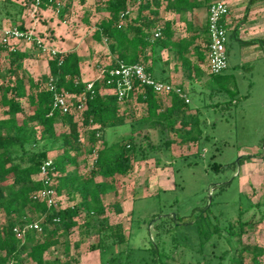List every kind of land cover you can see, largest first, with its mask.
<instances>
[{
  "label": "trees",
  "instance_id": "trees-1",
  "mask_svg": "<svg viewBox=\"0 0 264 264\" xmlns=\"http://www.w3.org/2000/svg\"><path fill=\"white\" fill-rule=\"evenodd\" d=\"M63 1L39 0L36 3L34 0L39 11L60 8ZM132 4L137 5L134 18L126 14ZM158 5V0H98L97 10H105L108 15L95 23L92 36L97 41L105 40L108 51L116 55V59L104 67L107 77L117 60L127 64L141 62L152 74L146 63V50L158 43L175 45L178 58L188 63L184 53L195 38L172 42L170 26L158 27ZM188 5L189 0L172 2V7L187 8ZM69 6L65 5L64 11ZM22 10L23 6L15 0H1L0 30L6 18H18ZM85 21L88 22L86 18ZM17 27L26 30L23 21ZM154 29H159L161 36L154 37L150 33ZM14 47L9 49L0 43V56L7 52L9 60L4 74L0 73V211L6 217L0 223V252L3 253L0 264H25L26 261L32 264H73L72 244L67 239L62 240L61 235L80 228L83 215V227L87 232L93 227L97 229V249L103 256L108 248L127 244L128 238L106 221L110 204H105L103 194L107 186L97 181V176L109 179V187L114 189L118 177L129 176L137 162L154 159L155 164L161 167L164 163L162 157H165L172 164L181 157L172 152L173 135L183 143H202L205 122L198 112L190 114L193 107L179 95L159 94L138 82L125 100L120 101L115 94V84L107 83L106 77L84 80L82 62L76 50L50 54L48 72L39 77L29 75L25 78L23 62L30 55L20 47ZM195 71L197 78L204 75L200 67H195ZM209 74L210 80L217 84L229 81L223 74ZM89 83L92 85L88 89ZM57 92L72 96V111L63 113L53 109ZM23 100L29 104L30 110L25 109ZM234 100L231 97L230 101ZM80 102L84 104L82 108L77 107ZM123 102L129 107L131 119L126 108L122 107ZM133 105L138 109L135 118L131 116ZM59 123L65 127L61 132L57 129ZM181 126L186 127L184 131L179 130ZM121 127L128 128L129 136L114 140L108 137V131L113 133ZM86 140L93 162L82 176L77 170L70 172L69 167L78 163ZM52 152H55L53 156ZM49 158H52L51 168L56 173L53 183L56 194L68 190L72 197L80 196L73 205L48 206L45 201L34 198L39 190L46 187L39 173ZM209 166L215 171L222 168L218 162ZM6 185H11L10 192L5 190ZM112 205L117 214L122 213L119 203ZM263 205L261 200L250 201L235 215H230L212 196L202 206L193 209L190 214L192 221L172 226L173 220L183 221L184 216H168L155 224L157 241L151 242L149 250L152 257L145 264H244L245 254L251 255L254 264H262L260 257L264 255V246L244 244L241 238L246 227L254 223V215L247 217V214ZM27 208L42 220L41 230L29 229L20 237L15 228H22L30 221L23 215ZM188 225L191 226L188 228ZM178 226H183L185 232L181 239L174 237L173 248L166 250L159 246L165 233ZM58 245L62 247L60 255L46 258V253ZM116 261L122 264L120 255L110 257L105 264Z\"/></svg>",
  "mask_w": 264,
  "mask_h": 264
},
{
  "label": "rangeland",
  "instance_id": "rangeland-1",
  "mask_svg": "<svg viewBox=\"0 0 264 264\" xmlns=\"http://www.w3.org/2000/svg\"><path fill=\"white\" fill-rule=\"evenodd\" d=\"M15 1L23 6L22 14L12 20L6 18L3 28L18 26L23 21L26 30L32 31L45 46L57 52L64 48L76 49L80 53L88 81L96 78L102 68L113 62L105 40L97 41L92 36L95 23L108 15L105 10H97L98 1L87 0L82 3L80 0H64L60 8L47 11H39L34 0ZM65 5H70L67 11H64ZM229 38V66L221 73L229 81L220 84L215 83V80L208 81L210 74L207 71L204 83L183 82L191 94L190 105L193 109L190 114L198 112L205 122L204 145L198 141L183 143L177 135H173L172 152L187 159L180 157L170 164L162 157L164 163L161 167L155 164L154 159L137 162L129 176L118 177L114 189H110L109 179L97 176V181L107 186L103 194L105 204H110L106 221L123 231L128 238L127 244L111 247L110 251L105 252L101 256L102 264L110 257L119 255L122 264H145L152 257L149 250L151 242L157 241L155 224L176 214L184 216V220H173L172 226L192 221L193 216L190 214L193 209L202 206L212 196L230 215H235L240 207L247 206L250 201L264 202V48L257 43V51L260 52L256 53L254 60L242 62L238 43L231 36ZM1 39L2 30L0 43ZM34 41H12L13 46L20 47L30 55L23 62L22 74L25 78L29 75L39 77L48 72L47 62L51 53L41 49ZM8 64V54L3 52L0 56V73L4 74ZM231 97L235 99L232 102ZM23 104L26 110H30L25 100ZM122 107L126 108L127 116L131 119L128 105L123 102ZM132 111L134 113L131 116L135 118L137 106L133 105ZM178 128L184 131L186 127ZM57 129L61 132L65 127L59 123ZM129 133L127 127H121L113 133L108 131L107 135L114 140L127 137ZM152 134L155 138V133ZM88 147L89 142L86 140L78 163L76 167H69L70 172L77 170L85 176L93 162ZM51 154L53 156L55 152ZM213 162L222 164L220 171L210 168L209 164ZM5 190L10 192L11 185H6ZM78 200L79 195L72 197L70 191L66 190L57 196V207L73 205ZM115 202L122 206L121 214H117L113 208ZM23 215L29 222L38 221L41 224L42 220L37 218L32 209H25ZM252 215L254 223L246 227L241 242L264 246V205L261 209H251L247 217ZM84 216L80 219V228H75L70 234H62L61 239L85 243L84 248L95 250L98 244L97 229L93 227L87 232L83 227ZM5 219V213L0 211V223ZM184 232L183 226L172 227L158 245L169 250L173 248L174 237L181 239ZM145 247L148 249L145 250ZM77 248L82 251L81 247ZM77 248L72 256L75 262L80 257ZM49 252L53 255V251ZM2 255L0 252V258ZM179 258L180 254L177 260ZM260 260L264 264V255ZM25 264L32 263L26 261ZM114 264L119 263L116 261ZM244 264H254L250 254L244 255Z\"/></svg>",
  "mask_w": 264,
  "mask_h": 264
},
{
  "label": "crops",
  "instance_id": "crops-1",
  "mask_svg": "<svg viewBox=\"0 0 264 264\" xmlns=\"http://www.w3.org/2000/svg\"><path fill=\"white\" fill-rule=\"evenodd\" d=\"M158 1L159 5L156 9L158 27L170 26L172 42H178L181 39L195 38L193 43L189 46L188 51L184 53L185 57L189 60L188 63H184L182 58H178V48L175 45L164 46L162 43H158L152 47H148L146 50V63L151 68L152 74L161 81L174 82L179 86L181 85L185 90L186 85L183 84V82L186 80L204 83L206 80L204 76L207 74H205V72L208 71L206 59L208 44L207 17L209 6L215 1H224L229 7V14L224 23L228 31V38L231 36V38H234L238 43L240 55L243 60L242 62L254 60V57L257 56L256 53L260 52L257 51V43L262 44L261 47L264 48V0H189L187 8L172 7V2L174 0ZM80 2L86 3L87 0L84 2L80 0ZM168 3H170L169 6ZM128 14L131 18L136 16V4H132L129 7ZM156 30L157 29H154L150 33L154 36ZM229 40L230 38L228 39L230 43ZM233 47L234 46L231 48L233 49ZM70 50L76 49H63V51ZM109 55L116 59V55L110 53V51ZM202 56H204V58ZM227 56L229 57L228 48ZM195 67H200L201 71L204 72L202 77L197 78ZM82 73L84 80L88 81L89 79L85 77V70L83 67ZM208 81H211L210 78ZM186 91L190 103L191 94L188 90ZM69 241L73 247L72 254L75 253V247L82 248V251L77 248V251L80 252V257H78V262H73V264H102L101 254L98 249L89 250L84 248L85 243ZM61 250L62 247L58 245L51 249L53 255L47 252L45 257L50 259L55 258L60 255ZM108 250L110 251L111 249L108 248L106 252Z\"/></svg>",
  "mask_w": 264,
  "mask_h": 264
},
{
  "label": "built area",
  "instance_id": "built-area-1",
  "mask_svg": "<svg viewBox=\"0 0 264 264\" xmlns=\"http://www.w3.org/2000/svg\"><path fill=\"white\" fill-rule=\"evenodd\" d=\"M36 3L39 0H35ZM128 12H126L127 14ZM229 14V7L224 1H215L210 4L207 17V33L208 44L206 49L207 69L211 74H221L228 66L227 43L228 31L225 26L226 17ZM161 36V31L157 29L154 32V37ZM24 40L27 42L34 41V33L28 30H21L17 26L2 29L1 44L9 49H15L12 41ZM36 44L43 50H49L52 55L57 53V50L44 45L41 39L36 38ZM97 77L107 78V83L115 84L114 90L120 101L125 100L129 93L134 89L135 82L140 85L151 87L156 93L169 94L175 93L189 102L187 92L183 87L174 82L161 81L147 71L145 65L141 62L127 64L122 60H117L116 65L109 70V77L106 76L104 68L100 70ZM91 83L88 84V89L91 88ZM72 96L66 92H57L54 94L53 109L68 113L72 111ZM80 102L78 108L83 107ZM52 158H49L41 166L39 178L44 181L45 188L39 190L34 198H39L45 201L48 206L57 207V194L53 186L54 176L56 175L52 167ZM29 229L41 230L38 221L26 223L22 228H15L18 236L22 237L24 232Z\"/></svg>",
  "mask_w": 264,
  "mask_h": 264
}]
</instances>
